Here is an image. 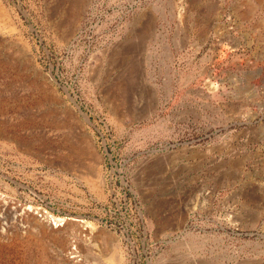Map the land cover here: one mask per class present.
I'll return each instance as SVG.
<instances>
[{
    "label": "rangeland",
    "instance_id": "rangeland-1",
    "mask_svg": "<svg viewBox=\"0 0 264 264\" xmlns=\"http://www.w3.org/2000/svg\"><path fill=\"white\" fill-rule=\"evenodd\" d=\"M0 221V264H264V0H0Z\"/></svg>",
    "mask_w": 264,
    "mask_h": 264
},
{
    "label": "bare ground",
    "instance_id": "bare-ground-1",
    "mask_svg": "<svg viewBox=\"0 0 264 264\" xmlns=\"http://www.w3.org/2000/svg\"><path fill=\"white\" fill-rule=\"evenodd\" d=\"M28 213V212H27ZM12 215V217H10L11 218V220H17V217H18V215H17V213L16 212H13V213H11ZM44 218H45V220L47 221V223H49V224H51L52 226H56L57 224H59L60 222L62 223L63 221H62V219H56V218H54V217H52L51 215H44L43 216ZM21 218V217H20ZM23 218V217H22ZM21 218V219H22ZM25 219L26 220H29L28 222H30V221H34L35 219H37V217L35 216V214H26V216H25ZM25 220V221H26ZM81 220V219H80ZM79 220V221H80ZM38 221V220H37ZM76 221V220H75ZM1 222V221H0ZM34 222H36V221H34ZM82 224H83V227L88 231V232H91V227H90V224H88L87 222H84V221H80ZM37 223V222H36ZM11 225V224H10ZM2 226V225H1ZM90 227V228H89ZM89 228V229H88ZM1 233V232H0ZM23 233V232H22ZM91 234V233H90ZM22 235V234H21ZM2 236V235H1Z\"/></svg>",
    "mask_w": 264,
    "mask_h": 264
},
{
    "label": "built area",
    "instance_id": "built-area-1",
    "mask_svg": "<svg viewBox=\"0 0 264 264\" xmlns=\"http://www.w3.org/2000/svg\"><path fill=\"white\" fill-rule=\"evenodd\" d=\"M44 215H46V214H44V213H42V214H41V213L37 214V216L40 217V218H44V217H43Z\"/></svg>",
    "mask_w": 264,
    "mask_h": 264
}]
</instances>
